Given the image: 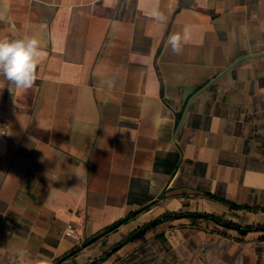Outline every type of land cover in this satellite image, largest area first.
Here are the masks:
<instances>
[{
	"label": "crops",
	"instance_id": "obj_1",
	"mask_svg": "<svg viewBox=\"0 0 264 264\" xmlns=\"http://www.w3.org/2000/svg\"><path fill=\"white\" fill-rule=\"evenodd\" d=\"M24 34L46 56L26 91L0 76V264H264V211L222 201L264 207V0H0ZM165 213L262 228L183 217L115 249Z\"/></svg>",
	"mask_w": 264,
	"mask_h": 264
},
{
	"label": "clouds",
	"instance_id": "obj_2",
	"mask_svg": "<svg viewBox=\"0 0 264 264\" xmlns=\"http://www.w3.org/2000/svg\"><path fill=\"white\" fill-rule=\"evenodd\" d=\"M191 40V26L185 25L180 32L170 34L167 44L171 51L179 54L184 44ZM46 56L40 40L29 34L9 38L0 37V76L15 89L26 91L37 79V66ZM27 253H21L26 255ZM33 264H53L51 258L42 256Z\"/></svg>",
	"mask_w": 264,
	"mask_h": 264
},
{
	"label": "trees",
	"instance_id": "obj_3",
	"mask_svg": "<svg viewBox=\"0 0 264 264\" xmlns=\"http://www.w3.org/2000/svg\"><path fill=\"white\" fill-rule=\"evenodd\" d=\"M222 200V199H221ZM223 202L229 204L232 208L235 209H250V210H263L264 211V207H243V206H239L235 203H232L230 201H226V200H222ZM138 213H132L131 215H129L128 217H126L125 219H123L121 222L122 224L127 223L130 219H132L133 217H135ZM183 217H190L192 219H198V218H205V219H212L214 221H216L218 224H221L223 226H225L226 228L229 229H237L240 230L243 234H246L248 232H250L253 229H260L262 227L260 226H242L239 223L230 221V220H226L223 217L220 216H216V215H211V214H207V213H165L163 216L159 217L158 219L145 224L144 226L138 228L137 230H135L134 232H132L128 237H126L123 241H121L118 245L115 246V249H119L122 246H124L125 244H127L128 242L132 241L133 239L139 237L140 235L148 232L149 230L153 229L154 227H156L160 222H163L164 220H169V219H178V218H183ZM117 227L115 225L110 226L108 228H106L104 231H102L101 233H99L95 238L98 237H103L105 235H107L108 233L116 230ZM78 252V250L73 251L70 255H74ZM106 258V255H104L103 257L95 260L92 264H97L100 261H103V259Z\"/></svg>",
	"mask_w": 264,
	"mask_h": 264
},
{
	"label": "water",
	"instance_id": "obj_4",
	"mask_svg": "<svg viewBox=\"0 0 264 264\" xmlns=\"http://www.w3.org/2000/svg\"><path fill=\"white\" fill-rule=\"evenodd\" d=\"M197 88L195 87H186L185 88V95H184V105L187 103L189 97L196 91ZM122 225L121 222H118L115 224V226L118 228ZM97 239H92V241H90L91 243L94 242Z\"/></svg>",
	"mask_w": 264,
	"mask_h": 264
},
{
	"label": "built area",
	"instance_id": "obj_5",
	"mask_svg": "<svg viewBox=\"0 0 264 264\" xmlns=\"http://www.w3.org/2000/svg\"><path fill=\"white\" fill-rule=\"evenodd\" d=\"M68 229H69V231H70L71 233H73V232L75 231V228H74V226H73L72 224H70V225L68 226Z\"/></svg>",
	"mask_w": 264,
	"mask_h": 264
}]
</instances>
